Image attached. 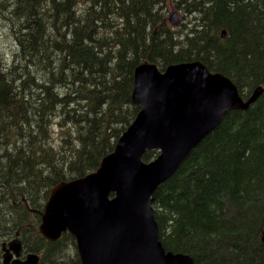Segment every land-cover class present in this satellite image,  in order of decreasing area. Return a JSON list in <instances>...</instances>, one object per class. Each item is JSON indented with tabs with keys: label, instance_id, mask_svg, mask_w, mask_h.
Wrapping results in <instances>:
<instances>
[{
	"label": "trees",
	"instance_id": "trees-1",
	"mask_svg": "<svg viewBox=\"0 0 264 264\" xmlns=\"http://www.w3.org/2000/svg\"><path fill=\"white\" fill-rule=\"evenodd\" d=\"M9 1L15 12L0 19V264L16 232L38 264H80L69 233L54 242L39 233L51 189L95 172L114 150L139 112L138 65L162 72L194 61L230 79L244 101L262 93L157 187L159 241L196 264H264V0ZM172 8L190 17L185 29L168 23ZM44 16L51 32L69 27V44L63 34L50 44Z\"/></svg>",
	"mask_w": 264,
	"mask_h": 264
},
{
	"label": "water",
	"instance_id": "water-1",
	"mask_svg": "<svg viewBox=\"0 0 264 264\" xmlns=\"http://www.w3.org/2000/svg\"><path fill=\"white\" fill-rule=\"evenodd\" d=\"M176 19V13L168 18L173 26ZM261 93L257 88L244 101L231 80L200 61L173 64L164 72L140 64L131 94L139 113L95 172L51 189L40 235L54 242L69 233L80 264H196L187 254L163 248L152 196L231 111L244 110ZM148 151L158 155L145 163ZM38 259L23 255L18 232L2 244V264H38Z\"/></svg>",
	"mask_w": 264,
	"mask_h": 264
},
{
	"label": "rangeland",
	"instance_id": "rangeland-1",
	"mask_svg": "<svg viewBox=\"0 0 264 264\" xmlns=\"http://www.w3.org/2000/svg\"><path fill=\"white\" fill-rule=\"evenodd\" d=\"M174 11H176V12H178V16L179 17H177V19H176V21H177V23H178V25L177 26H180L181 28H183V29H185V25H183V24H185L186 23V19H190V17L189 18H183V17H180V15H181V12L180 11H178V10H176V9H174V8H172V9H168V14L167 15H169V14H171L172 12H174ZM15 12V10H14V6L13 5H11V2L9 1V0H0V19H4V20H6L7 22H9L7 19L12 15V13H14ZM13 18V17H12ZM11 18V21H14L13 19ZM72 22V20L70 21V19H68L67 20V22H66V26L68 25V24H70ZM50 24H51V22H50V19L49 18H47L46 16H44L43 17V25H44V28H45V35H46V38H48L49 40H50V44L51 45H53V43H56V44H58V43H60V39H59V36H60V34H63V39H62V41L64 40L65 42H68V44H69V42H71V36H70V34H72V31L69 29V27H60L59 28V31H55V30H53L52 32L50 31ZM47 31V32H46ZM53 34V35H52ZM2 38H3V36H2ZM4 39V38H3ZM62 46V45H61ZM60 46V47H61ZM64 54V53H63ZM55 55L57 56V57H59V56H61L62 54H61V52L59 53V52H57V53H55ZM50 59L51 60H53L54 58H53V56H50ZM43 65H46V63H42ZM227 78V77H226ZM230 80V79H229ZM126 131V130H125ZM124 131V132H125ZM113 171V170H112ZM264 237V236H263ZM13 238V237H12ZM264 239V238H263Z\"/></svg>",
	"mask_w": 264,
	"mask_h": 264
},
{
	"label": "bare ground",
	"instance_id": "bare-ground-1",
	"mask_svg": "<svg viewBox=\"0 0 264 264\" xmlns=\"http://www.w3.org/2000/svg\"><path fill=\"white\" fill-rule=\"evenodd\" d=\"M211 80H212V79H211ZM215 80H216V78H215ZM216 81H217V80H216ZM193 88H194V87H193ZM183 102H184V101H183ZM180 103H181V102H180ZM250 105H251V104H250ZM250 105H249V106H250ZM249 106H243L242 109H244V110H235V111H245V110L248 109ZM38 257H39V256H38ZM39 259H40V258H39ZM39 259H38V262H39Z\"/></svg>",
	"mask_w": 264,
	"mask_h": 264
},
{
	"label": "flooded vegetation",
	"instance_id": "flooded-vegetation-1",
	"mask_svg": "<svg viewBox=\"0 0 264 264\" xmlns=\"http://www.w3.org/2000/svg\"><path fill=\"white\" fill-rule=\"evenodd\" d=\"M24 257H22V259H23ZM40 260V259H39ZM39 263V262H38Z\"/></svg>",
	"mask_w": 264,
	"mask_h": 264
}]
</instances>
